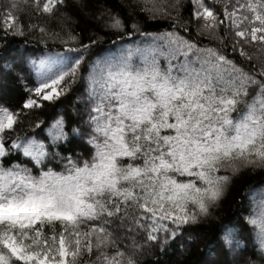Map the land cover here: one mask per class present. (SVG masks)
I'll return each instance as SVG.
<instances>
[{
  "label": "snow or ice",
  "instance_id": "obj_1",
  "mask_svg": "<svg viewBox=\"0 0 264 264\" xmlns=\"http://www.w3.org/2000/svg\"><path fill=\"white\" fill-rule=\"evenodd\" d=\"M0 49V264L184 255L249 175L202 264H264V0H0Z\"/></svg>",
  "mask_w": 264,
  "mask_h": 264
},
{
  "label": "trees",
  "instance_id": "obj_2",
  "mask_svg": "<svg viewBox=\"0 0 264 264\" xmlns=\"http://www.w3.org/2000/svg\"><path fill=\"white\" fill-rule=\"evenodd\" d=\"M153 23H155V26H152ZM166 25L167 21L149 22L148 30L157 31L159 27H164ZM136 39V37H133V40ZM15 43H19V41H16ZM119 46V43L113 45L111 41L106 38L103 43L97 48V51L118 48ZM2 51L3 49H0V52ZM33 51L37 54H41L43 52H46L47 50L37 47L33 49ZM56 51H62V49L58 47ZM84 75H86V73ZM79 88L80 84L78 83L75 86L73 93L69 97L64 99L62 102H57L55 104L44 102L45 107L42 111H40L41 118L45 121H48L50 117L57 116L61 112L65 114H70L73 108V101L76 92ZM26 95L27 93L24 91L23 86L15 80L14 76H8L6 78L0 79V102L7 103L12 107H18L21 104L23 98L26 97ZM260 180V175H249L245 176L243 180L238 183V194L234 197H230L225 202L220 214V219L216 221L212 226H209L210 231L208 233V237L205 240L200 241L197 245L193 246L189 252L184 255H180L179 252L176 251L170 252L168 255L160 256L159 258H157L156 256L149 257L146 261V264H156L157 260L158 264H202V262L206 259L205 245L207 243V239H211L216 235L215 230L219 227V225L221 223H226L230 221L234 222L236 220H242L243 216L247 215L248 212L251 211V202L247 200L248 193L239 190L245 188V186H256L258 185ZM242 200H245L244 205H242L241 203ZM252 231L253 230L249 228L248 232L246 233L250 240L252 239L250 235Z\"/></svg>",
  "mask_w": 264,
  "mask_h": 264
}]
</instances>
